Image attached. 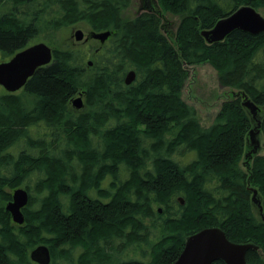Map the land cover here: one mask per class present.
<instances>
[{
  "label": "trees",
  "instance_id": "16d2710c",
  "mask_svg": "<svg viewBox=\"0 0 264 264\" xmlns=\"http://www.w3.org/2000/svg\"><path fill=\"white\" fill-rule=\"evenodd\" d=\"M132 2L0 0L2 60L36 39L53 45L24 88L0 87V264H38L30 254L40 245L50 264H173L207 227L258 245L247 264H264V154L242 166L250 131L264 135V116L253 127L243 104L264 106V32L211 43L202 34L264 0H144L130 17ZM160 7L179 18L173 36ZM80 22L112 34L93 53L56 46ZM204 63L233 94L209 126L183 98L190 68ZM23 185L19 225L5 206Z\"/></svg>",
  "mask_w": 264,
  "mask_h": 264
},
{
  "label": "water",
  "instance_id": "95a60500",
  "mask_svg": "<svg viewBox=\"0 0 264 264\" xmlns=\"http://www.w3.org/2000/svg\"><path fill=\"white\" fill-rule=\"evenodd\" d=\"M242 30L251 34L264 32V16L251 5H243L230 15L220 19L211 29L203 30L202 34L208 42L224 40L234 30ZM110 30L92 31L90 37L105 43L111 36ZM84 31L78 29L75 39L82 41ZM88 40V37L85 38ZM53 60V48L46 42L34 43L20 50L7 60L0 61V86L7 92L15 93L25 87L28 80L35 74L39 67L49 65ZM92 65V61H89ZM136 78V73L130 71L126 76V84H131ZM234 93V92H233ZM73 104L77 109L84 106L82 96L74 99ZM244 106L256 118L260 107L245 96ZM258 125H260L258 123ZM257 127L250 131L251 143L254 153L258 152L261 144L257 139ZM257 190L254 189L253 200H257ZM180 200L183 202L182 198ZM29 203V192L24 187L13 191L12 199L6 204L5 209L11 214L14 223L22 225L25 222L23 209ZM261 206V205H260ZM254 243H239L231 241L221 227H207L190 235L184 248L173 264H213L222 261L224 264H247V254L250 250H258ZM31 259L38 264H50L51 252L45 245H40L32 250Z\"/></svg>",
  "mask_w": 264,
  "mask_h": 264
},
{
  "label": "rangeland",
  "instance_id": "374dc122",
  "mask_svg": "<svg viewBox=\"0 0 264 264\" xmlns=\"http://www.w3.org/2000/svg\"><path fill=\"white\" fill-rule=\"evenodd\" d=\"M143 10H144V0H133L131 6L126 11V14L130 17H134L140 14ZM159 10L163 14L165 32L173 36L174 33L176 32L179 23L178 16L170 13L171 11L164 10L162 7H160ZM259 12L264 16L263 9H259ZM78 29H82L84 31L85 38L88 37V40L84 38L82 41H77L75 39V32ZM89 35H90V27L86 23L80 22L59 31L58 44H56V46L58 47L86 46V47H90L91 53H93L95 50L101 48V46L105 44V43L102 44L99 40L90 38ZM41 41L46 42L45 40L40 38L34 40L33 43H38ZM46 43L49 44L48 42ZM50 46L53 48L52 44ZM0 61H2L1 53H0ZM229 96H233L232 91L228 87H224L221 85L218 78V72L212 65H210L209 63H204V64L195 65L190 68L189 77L187 78L183 87V98L189 104L193 105L196 108L198 115L201 119V123L203 125L209 126L215 122L216 116L219 113L223 102ZM72 105L73 107H75L73 102ZM263 116H264V106H261L258 115L256 116V118L253 119V127L257 126V123L259 122V120L263 118ZM257 139L260 141L261 144L257 154H264L263 133L258 134ZM250 151H253V148H250L248 146L246 148L244 159L242 161L243 167L245 166L243 164L245 160V155L247 152ZM22 187L25 186L23 185ZM11 193L13 194V190H11ZM254 210L257 213V209L255 208ZM130 256H133V254L131 253Z\"/></svg>",
  "mask_w": 264,
  "mask_h": 264
},
{
  "label": "flooded vegetation",
  "instance_id": "af4514ba",
  "mask_svg": "<svg viewBox=\"0 0 264 264\" xmlns=\"http://www.w3.org/2000/svg\"><path fill=\"white\" fill-rule=\"evenodd\" d=\"M92 31H94L92 28H90V32H92ZM90 38H92V37H90ZM259 123V122H258ZM260 124V123H259ZM259 134H260V131H259ZM249 143H250V148H253V145H252V143H251V136H250V138H249ZM257 155V152L256 153H254V152H252V151H250V152H248L246 155H245V160H244V162H243V164L245 165V166H247V163L249 162V160H251L254 156H256Z\"/></svg>",
  "mask_w": 264,
  "mask_h": 264
}]
</instances>
